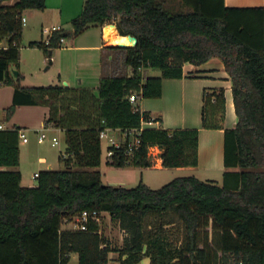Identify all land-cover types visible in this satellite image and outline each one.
<instances>
[{"label":"trees","instance_id":"16d2710c","mask_svg":"<svg viewBox=\"0 0 264 264\" xmlns=\"http://www.w3.org/2000/svg\"><path fill=\"white\" fill-rule=\"evenodd\" d=\"M7 1L0 0V40L6 43L0 84L14 91L5 116L20 105L46 106L43 125L63 132L65 148L58 157L63 169L40 170L34 187L22 186L20 172L12 169L19 165L21 128L0 129V167L11 168L0 169V264H67L73 253L77 264H107L112 251L119 264H139L143 257L149 264H264V8L181 0L188 8L183 11L165 0H84L70 33L61 29L47 44L28 46L51 57L61 38L109 23L119 36H134L136 44L124 48L131 75L101 76L97 88L88 89L19 85L20 74L14 78L11 68H18L22 13L44 10L45 0ZM213 57L229 76L237 116L234 127H224V90H204L201 127L223 129L221 184L195 176L155 189L142 181L130 188L105 184L98 167L99 133L106 128L126 133L122 147L105 158L109 167H149L153 146L161 150L164 168L197 166L198 129L146 127L127 134L151 118L128 95L158 98L163 78H181L184 63ZM147 68L160 75L144 81ZM134 136L140 144L128 154ZM84 210L110 215L125 233L120 248L111 247L94 222L86 230L61 228Z\"/></svg>","mask_w":264,"mask_h":264},{"label":"crops","instance_id":"0c3cea01","mask_svg":"<svg viewBox=\"0 0 264 264\" xmlns=\"http://www.w3.org/2000/svg\"><path fill=\"white\" fill-rule=\"evenodd\" d=\"M224 5L226 7H263L264 8V0H223ZM84 1L82 0H45V8L44 10H35L29 9L24 10L22 16L25 18L26 23L28 20L30 21V26L33 28H39L41 31L44 30V25L47 23L51 29L53 26H59L62 30L63 23L70 22L73 18L79 15L81 12ZM179 8H181V4L179 0L175 2ZM26 14V15H25ZM23 23H22V31H23ZM107 24L102 25L101 33L99 37H96L95 41L91 44H81L77 45L76 40L69 46V50L72 51H90V50H101L103 55L106 53L110 55V58L107 60H102L99 63V67L101 72H97L96 75L106 77L120 76L115 72V53L118 47L117 45H112L108 43L104 27ZM49 29V30H50ZM65 31V30H64ZM115 34L116 29L114 28ZM23 34V33H22ZM50 31L47 32V36L49 37ZM117 36H119L117 34ZM45 39V40H46ZM38 41V40H30ZM65 41V40H64ZM28 42V43H29ZM2 45L6 47V43L2 41ZM36 48V47H35ZM105 48H109V51H105ZM125 51V50H124ZM126 52V51H125ZM54 54V51L52 55ZM126 54L123 56V62ZM46 60V57L43 59ZM51 63V62H50ZM91 68L97 70L96 63L90 64ZM49 67V66H47ZM12 71L16 70L14 66H12ZM131 69V68H130ZM18 74H20V54L18 60ZM132 72V71H131ZM13 73V72H12ZM101 73V74H99ZM109 73V74H107ZM183 76L181 78H163L161 80V96L158 98H144L137 100L139 108L142 112H146L152 118H158L159 120L152 122L150 124L142 122V128H163V129H198V163L195 167H176V168H164L162 166V159L160 157L161 150L157 146H153L150 149V159L152 165L149 167L137 168L141 171V175H143V171L145 170H158V171H166L167 169H172L175 172H183L189 170H201L206 172H216L220 173L221 176L223 172L226 170L223 164V129H204L201 127V110L203 105V92L204 90H216L223 89L224 90V127L232 128L237 122V116L234 111V104L231 92V82L227 72L224 69V65L222 61L213 57L205 61L200 65H193L191 63H184L182 66ZM21 75V74H20ZM130 74L123 76H130ZM59 79V84L62 86H69L70 83L68 80L64 78L61 79L60 75L57 76ZM154 77V76H152ZM16 78V77H14ZM64 82L66 85H64ZM78 85H81L82 79L78 78ZM99 83V79H98ZM19 85L26 86L19 82ZM98 86V85H97ZM32 87V86H26ZM34 87V86H33ZM71 88H83L82 86L71 87ZM87 88V87H84ZM97 88V87H96ZM92 89V88H88ZM14 88L8 84H0V117L1 113L3 114V118L0 119V129H11L13 127L21 128L25 136L27 137V141L23 142L19 137V165L16 168H12L14 170H18L21 174V185L26 187H34L36 184L32 182L33 175L38 173L43 169H54L53 157L45 153L39 149V151L35 152V156H31L34 162L40 167H36L30 176V178L25 177V174L22 170V156L24 155V149L30 142V133H34L36 144L43 143L47 138L52 144V137H56L53 135L46 134V138L43 142L39 143L37 137L40 132L48 131V132H56L59 131L63 133L60 129L44 127L43 122L47 117L48 108L42 105H20L17 106L9 118L5 116V109L8 108L12 104ZM111 133H120L119 130H112ZM57 138V137H56ZM64 138V137H63ZM58 139V138H57ZM59 142V141H58ZM58 144V143H57ZM65 148V146H64ZM63 148V149H64ZM64 151V150H63ZM63 153L62 151L59 155ZM59 155L57 154L55 157L58 160ZM41 166L43 168H41ZM115 168V167H112ZM0 169H11L6 167H0ZM121 169V168H116ZM234 170V169H229ZM142 177V176H141ZM36 179V178H35ZM158 178L151 179V181L157 182ZM147 186H150L147 182L141 180ZM109 184V183H108ZM115 186H121L120 184H110ZM110 221L111 218H110ZM113 225H116L118 229V242L113 241L111 238L106 237L101 228V223L99 225V233L100 235L109 242L111 247L120 248L123 242V238L125 233L119 228L116 222H113ZM111 224V223H110ZM69 222H65L62 224V229H70ZM111 254V256H109ZM108 255L109 261L107 264H119L118 262V254L117 252H110ZM140 264V263H139ZM145 264V263H144Z\"/></svg>","mask_w":264,"mask_h":264},{"label":"rangeland","instance_id":"374dc122","mask_svg":"<svg viewBox=\"0 0 264 264\" xmlns=\"http://www.w3.org/2000/svg\"><path fill=\"white\" fill-rule=\"evenodd\" d=\"M16 0H8L7 4H13ZM84 0H82L83 2ZM178 0H165V5L170 6L176 10L181 9L187 11L188 8L181 4V8L175 4ZM26 15V14H25ZM114 24V23H109ZM107 24V25H109ZM115 25V24H114ZM44 30L41 31L39 28H33L30 26V21L28 20L23 25V31L20 41V79L19 82L26 86H49L59 84L60 75L61 79L68 80L71 87L82 86L87 88L95 89L98 85L99 75H96L97 72H101L99 63L102 60H107L110 58V55L106 53L103 55L101 50H90V51H72L69 50V46L76 40L77 45L81 44H91L95 41L96 37H99L102 27L100 25L90 26L85 29L83 32L77 34L76 36H68L65 38V41L60 44L59 48H55L54 54L51 57H48V54L45 53L40 48L29 47L28 42L30 40H45L47 32L50 30V26L45 23ZM62 27L66 32H71L70 22L63 23ZM105 51H109V48H105ZM126 54L124 48L117 49L115 55V72L116 74L123 76L131 73V69L123 62V56ZM44 57L46 60L44 61ZM51 62V63H50ZM96 63L97 70L91 68L92 63ZM49 66V67H47ZM17 70V69H16ZM101 74V73H99ZM109 74V73H107ZM160 71L154 68H147L142 70V77L145 81L146 78L152 76H159ZM78 78L82 79L81 85H78ZM3 118L1 113L0 119ZM49 135L56 136L58 138V144L51 146L48 138L41 144H36L34 133H30V142L24 149V155L22 156V170L25 174V177L30 178L32 172L36 170L37 165L34 160L31 158L32 154L35 156V152L42 150L45 151L50 156L53 157V166L54 169H63L64 165L56 159V155L62 151L65 146L63 133L48 132L44 131ZM115 138L120 139L122 136L118 133H111ZM102 155H101V165L98 167V170L102 174V181L105 184H120L123 187L130 188L136 186L141 180L150 184L151 188H159L172 179L179 176H195L200 180H210L215 181L218 184H221L222 176L220 173L216 172H206L201 170H189L183 172H175L172 169H167L166 171L158 170H145L143 175L139 169H135L133 166L122 167L121 169H116L109 167L105 164L106 158V143L102 141ZM41 168H43L41 166ZM142 176V177H141ZM158 178L157 182H152L151 179ZM32 182L36 184V179L33 177ZM70 223V222H69ZM101 228L103 229L106 237L111 238L113 241L118 242V229L116 225H113V221H110V215L108 213H103L100 219ZM111 223V224H110ZM68 227H71V223ZM204 233H201L202 241L204 238ZM207 239L210 242L212 240V234L209 230ZM215 240V236H214ZM214 245V244H213ZM214 247V246H213ZM110 254V253H109ZM111 256V254L109 255ZM149 264L148 257H143L140 261V264ZM67 264H77V254L73 253L70 255V259Z\"/></svg>","mask_w":264,"mask_h":264},{"label":"built area","instance_id":"2783aa9c","mask_svg":"<svg viewBox=\"0 0 264 264\" xmlns=\"http://www.w3.org/2000/svg\"><path fill=\"white\" fill-rule=\"evenodd\" d=\"M21 21L24 24L25 18L23 16L21 18ZM60 30H61V28L59 26H53L50 29V35L53 32L60 31ZM64 40L65 39L61 38L59 40V42L63 43ZM45 43L46 44L48 43V39L45 40ZM0 48H5V46L2 45L1 40H0ZM128 98H129L130 102H136L138 100V96L135 92L130 93L128 95ZM155 121L156 120H154V118L151 117L148 120L143 121V123L150 124V123L155 122ZM141 126H142V124H141ZM141 129H142V127H140L139 129L130 130L127 132V134L133 135L135 133L136 135H139ZM111 131H112L111 129L106 128V129L100 131V133H99V139L101 140V142L103 141L106 143V158L112 156V154L114 153L115 150L120 149V147H122L123 143H125V140H126V133H123L122 138L118 139V138H115L114 136L111 135ZM19 137L22 139L23 142L27 141V137L20 130H19ZM45 138H46L45 132H40L38 137H37V140L39 143H41L45 140ZM51 140H52L53 145H56L58 143V139L56 137H52ZM139 144H140L139 138L137 136H134V138L126 144V147H127L126 152L128 154L132 153L135 149L138 148ZM150 149H151V147L149 148V155L151 153ZM37 176H38V173H35L33 175L34 178H36ZM102 214L103 213L97 212L95 210H93V211L84 210L79 215L75 216L72 221H70V223H71L70 229L86 230L87 224L90 221L100 225V219L102 217ZM70 223H69V225H70ZM239 264H241V263H239Z\"/></svg>","mask_w":264,"mask_h":264},{"label":"bare ground","instance_id":"6f19581e","mask_svg":"<svg viewBox=\"0 0 264 264\" xmlns=\"http://www.w3.org/2000/svg\"><path fill=\"white\" fill-rule=\"evenodd\" d=\"M104 32L108 43L112 45H117L119 43H125L127 45L131 44L130 39L127 36H117L114 31V27L112 24L106 25L104 27Z\"/></svg>","mask_w":264,"mask_h":264},{"label":"water","instance_id":"95a60500","mask_svg":"<svg viewBox=\"0 0 264 264\" xmlns=\"http://www.w3.org/2000/svg\"><path fill=\"white\" fill-rule=\"evenodd\" d=\"M113 25V27L115 28V25L114 24H112ZM118 33H117V31H116V35H117ZM127 37L130 39V41H131V44L130 45H127V44H125V43H119V44H117V46L118 47H120V48H126V47H132V46H134L135 44H136V38L134 37V36H132V35H127ZM13 72V75H14V77H17V75H18V71H16V70H13L12 71ZM64 85H66V83L64 82Z\"/></svg>","mask_w":264,"mask_h":264}]
</instances>
